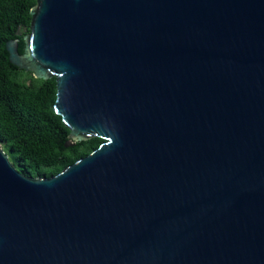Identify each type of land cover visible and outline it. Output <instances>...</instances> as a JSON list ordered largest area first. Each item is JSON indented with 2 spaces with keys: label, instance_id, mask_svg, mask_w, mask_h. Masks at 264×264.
Segmentation results:
<instances>
[{
  "label": "water",
  "instance_id": "1",
  "mask_svg": "<svg viewBox=\"0 0 264 264\" xmlns=\"http://www.w3.org/2000/svg\"><path fill=\"white\" fill-rule=\"evenodd\" d=\"M9 60L56 80L49 177L0 146V264H264V0H35Z\"/></svg>",
  "mask_w": 264,
  "mask_h": 264
},
{
  "label": "trees",
  "instance_id": "2",
  "mask_svg": "<svg viewBox=\"0 0 264 264\" xmlns=\"http://www.w3.org/2000/svg\"><path fill=\"white\" fill-rule=\"evenodd\" d=\"M34 5L35 0H0V146L18 171L49 177L90 154L104 139L65 146L69 129L53 109L55 78H35L9 60L6 42L18 39V51L23 52L22 36L29 32Z\"/></svg>",
  "mask_w": 264,
  "mask_h": 264
},
{
  "label": "rangeland",
  "instance_id": "3",
  "mask_svg": "<svg viewBox=\"0 0 264 264\" xmlns=\"http://www.w3.org/2000/svg\"><path fill=\"white\" fill-rule=\"evenodd\" d=\"M4 148H5V147H4ZM8 153H9V155H10V156H11V155H13V152H11V151H10V152H8Z\"/></svg>",
  "mask_w": 264,
  "mask_h": 264
}]
</instances>
